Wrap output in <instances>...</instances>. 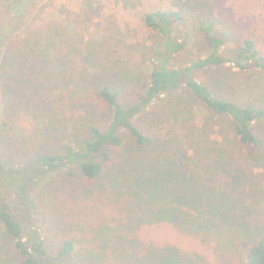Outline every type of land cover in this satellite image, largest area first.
Listing matches in <instances>:
<instances>
[{"label": "trees", "instance_id": "16d2710c", "mask_svg": "<svg viewBox=\"0 0 264 264\" xmlns=\"http://www.w3.org/2000/svg\"><path fill=\"white\" fill-rule=\"evenodd\" d=\"M37 1L16 0L21 25L13 37L14 46L7 43L5 51L0 52V78H13L20 85L29 83L35 88L37 98L32 101L38 112L50 111L57 103L61 110L67 105L68 116L63 120L67 138L58 146L46 144L31 150L30 158L23 157L16 168L8 170V179H20L21 187L16 189V205L0 197V229L4 236L0 242V264H80L74 239L64 234L67 225L63 223L61 235L53 239H46L43 230H28L26 226L35 213L33 197L38 198L53 175L69 174L71 168L79 172L84 191L94 192L97 199L101 195L112 196L115 204L108 209L118 210L121 218L128 213L126 201L130 199L136 204L132 217L141 224L156 223L166 215L184 223L182 214L190 213L182 206L193 211L198 206L203 211L200 213H205L212 237H225L231 242V229L236 236L250 229L252 235L243 242L245 262L221 264H264V222L253 215L255 205L264 202V188L257 182L258 176L264 174V105L221 98L200 80L201 70L220 68L225 62L239 70L264 71V51L257 44L255 32L248 31L235 43L232 57L228 58L225 55L230 54L227 49L231 43L227 26L219 24L211 10L200 9L197 0H170L161 10L145 12L143 21L163 37V50L153 53L148 79L130 99L119 85L103 82L95 86L93 104L107 110L106 118L101 119L99 115L94 117L93 104H89L92 96L86 88L93 82L90 77L84 79L75 60L78 30L63 22L66 13L60 20H52L48 14L39 19L37 13L28 20L26 9H32ZM202 3L218 5L215 0ZM41 10L40 7L36 12ZM187 12L195 15L194 28L202 37L203 54L188 64L174 66L169 61L183 51L184 43L175 40L172 26L182 21ZM177 88L200 102L201 105L191 104L202 106L205 111L200 126L194 121V109L186 108L187 104L180 114L176 112L179 101L172 105L171 117L161 114L159 122L156 117H149L155 100ZM77 113L80 119L74 120ZM56 118L54 111V123L58 124L61 118ZM81 125L83 132L79 130ZM214 127L218 128V140L209 138ZM43 129L49 132L47 126ZM163 186L169 191L171 202L161 190ZM28 190L32 191L31 197ZM74 196L79 198L69 192L71 200ZM156 198L172 205L175 202V212L166 204L159 207L155 201L146 203ZM84 199L92 201L95 210L105 208L93 199ZM240 202L242 209L238 208ZM127 219L130 222L131 218ZM70 221L74 222L68 219L66 224ZM86 254L82 262L91 259L89 264L94 263L95 254Z\"/></svg>", "mask_w": 264, "mask_h": 264}, {"label": "rangeland", "instance_id": "374dc122", "mask_svg": "<svg viewBox=\"0 0 264 264\" xmlns=\"http://www.w3.org/2000/svg\"><path fill=\"white\" fill-rule=\"evenodd\" d=\"M203 1L197 0L198 7L204 11L211 10L218 18V23L227 26L230 32L231 45L228 46L230 47L227 49L228 53L250 30L255 32L258 37L257 44L264 51V43H262L264 42V0H215L218 5H204ZM169 3L170 0H38L32 9L29 7V10L26 9L28 13L26 11L25 15L28 14V20L34 13H37L39 19L48 14L50 16H47L48 18L60 20L66 13L63 22L78 30V37L74 43L77 48L75 60L78 69L83 71L84 79L90 77L93 82L89 84V88H86L92 96H89L92 102L89 104H93L96 101L93 90L97 84L103 82L124 87L128 99L141 89V85L148 79L153 53L162 51L164 44L163 37L145 25L143 15L152 9L161 10ZM18 7L16 0H0L1 54L5 51L7 43L9 47L15 44L13 37L21 25L19 23L21 17L17 13ZM40 7L42 10L36 12ZM194 17V13L187 12L182 21L172 26V35L175 40L183 42L184 47L183 51L170 59L169 64L185 65L198 54H203L202 37L194 28ZM227 50L224 55L227 54ZM231 54L225 56L229 58L232 57ZM200 76V80L207 83L213 93L221 98L264 105V71L260 69L239 70L231 62H225L220 68L201 70ZM35 92V88L29 83L20 85L19 81H14L13 78L10 80L0 78V164L2 165L0 197L12 206L18 202L16 189L21 187V182L17 178L9 180L8 170L16 168L23 157L30 158L31 150L44 147L46 144L58 146L67 138L63 130V120L68 116L65 111L69 107L65 105L61 110V105L57 103V109L38 112L35 107L33 108L35 101L32 99L37 98ZM176 101H179L176 112L179 113L187 104L186 108L194 109L193 114L196 115L194 121L200 126L205 111L202 106H191L200 102L193 100L181 88L170 90L156 99L149 117L152 120L156 117L158 122L161 120V114L166 113L171 117V112H174L172 105ZM93 108L96 114L94 117L97 118L99 115L101 119L106 118L107 110L100 104L94 103ZM54 111L57 112V118H61L58 124L54 123ZM80 114L74 115V120H79ZM142 117L144 121L145 118ZM77 124L75 128H78ZM155 125L153 124L154 127ZM46 126L49 132L43 129ZM79 127L82 128V125ZM80 128L79 130L83 132V128ZM150 129L157 131L155 128ZM209 138L219 139L217 127L210 131ZM68 172L70 173L59 172L53 175L52 179H48L52 181L50 180L51 182L42 189L38 198L33 197L32 209H35V213L30 225L26 226L28 230L39 232L43 230L46 239H53L61 235L63 229L61 225L63 223L67 225L69 229L65 227L67 229L64 234L74 239L78 248L77 256L79 260L81 258L80 264H89L91 259L82 262L83 255L87 256L88 252L95 254V261L91 264H168L170 261L173 264L245 262L243 242L252 235L253 231L250 229L248 232L242 231V234L237 236L231 229V242L225 240V237L222 240L212 237L208 230L209 225L205 221V213H200L201 208L198 206L194 211L182 206L190 213L182 214L185 217L184 223L175 222L171 215H166L156 223L141 224L139 219L132 217L136 204L130 199L126 201L128 213L121 218L118 210L108 209L109 205L115 204L112 196L107 198L101 195V199L95 198L94 192L84 191V184L81 183L82 179L77 169L71 168ZM257 182L260 188H264L263 173L258 176ZM161 190L171 202L172 198L165 186ZM31 192V190L27 191L30 197ZM69 192H74L79 198L74 196L75 199L71 200ZM84 198L93 199L105 208L95 210L97 207L94 203ZM152 201H155L159 207L166 204L172 212H175V202L172 205L163 202L161 198H156L147 200L146 203ZM247 202L248 200L244 204L246 205ZM239 204L241 206L238 208L242 209L243 204L241 202ZM148 208L156 207L148 206ZM253 215L264 222L263 201L255 205ZM127 218H131L130 222ZM68 219L74 222L70 221V224H66ZM1 230L0 242L4 237Z\"/></svg>", "mask_w": 264, "mask_h": 264}]
</instances>
